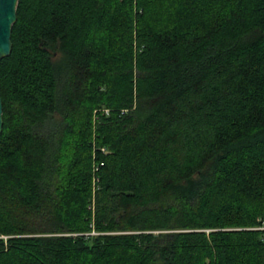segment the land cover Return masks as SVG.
Returning <instances> with one entry per match:
<instances>
[{"label": "trees", "instance_id": "obj_1", "mask_svg": "<svg viewBox=\"0 0 264 264\" xmlns=\"http://www.w3.org/2000/svg\"><path fill=\"white\" fill-rule=\"evenodd\" d=\"M11 42L0 264H264V0H18Z\"/></svg>", "mask_w": 264, "mask_h": 264}, {"label": "water", "instance_id": "obj_2", "mask_svg": "<svg viewBox=\"0 0 264 264\" xmlns=\"http://www.w3.org/2000/svg\"><path fill=\"white\" fill-rule=\"evenodd\" d=\"M17 2L18 0H0V59L11 52V28L16 21ZM2 125V101L0 97V132Z\"/></svg>", "mask_w": 264, "mask_h": 264}, {"label": "rangeland", "instance_id": "obj_3", "mask_svg": "<svg viewBox=\"0 0 264 264\" xmlns=\"http://www.w3.org/2000/svg\"><path fill=\"white\" fill-rule=\"evenodd\" d=\"M91 234H92V235H93V234H98V232L92 230V231H91Z\"/></svg>", "mask_w": 264, "mask_h": 264}, {"label": "built area", "instance_id": "obj_4", "mask_svg": "<svg viewBox=\"0 0 264 264\" xmlns=\"http://www.w3.org/2000/svg\"><path fill=\"white\" fill-rule=\"evenodd\" d=\"M105 112H108V110H105Z\"/></svg>", "mask_w": 264, "mask_h": 264}]
</instances>
